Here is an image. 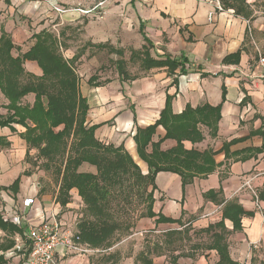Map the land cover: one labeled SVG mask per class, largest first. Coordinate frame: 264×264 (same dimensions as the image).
<instances>
[{
  "label": "crops",
  "instance_id": "1",
  "mask_svg": "<svg viewBox=\"0 0 264 264\" xmlns=\"http://www.w3.org/2000/svg\"><path fill=\"white\" fill-rule=\"evenodd\" d=\"M130 3L140 18L138 30L143 23L146 35L153 43L152 56L184 57L188 63L185 64V74L175 76L178 79L176 84H173L175 77L168 76L165 69L145 72V76L134 81H119L121 86L124 85L128 103L127 100L124 102L123 97L120 102L124 107L118 110L113 108L108 114L112 116L110 119L114 118L116 126L103 136L106 142L109 139L116 146L124 143L139 164L142 161L137 156L132 136L137 127L146 128L159 119L168 96L173 97L174 114L182 113L188 105L194 109L204 105L213 108L220 106L221 119L216 136L212 129L200 125L204 141L195 145L185 142L187 149L194 147L201 153L206 150L217 152L214 157L216 170L206 178H195L185 189L178 175L159 173L156 177L154 212L167 218L181 219L184 225L180 227L174 224L177 228L171 229L178 233L175 238L183 236L189 226L194 230L205 229L221 221L224 204L206 200L204 195L211 190L218 192L221 189L220 199L236 203L247 212H255L254 217L243 218L241 232H233L232 222L225 221L231 258L240 264L247 263L250 261L245 255L248 245H264V200L258 197L260 193L264 195V152L256 154L254 151L264 146V79L258 78L257 63L258 53L264 54V0H224L225 12H216L212 22L208 20V13L213 7L198 0H130ZM24 4V0H0V37L3 29L17 47L23 48V43L32 37L22 22ZM139 36L142 38L141 34ZM20 52L25 53L21 48ZM18 54L16 50L12 52L13 57ZM234 55H239L238 62H228L227 59ZM24 68L31 74L41 76L35 62H26ZM27 97L33 98L34 102V95ZM8 105L9 101L0 91V117L8 114ZM97 118H102L103 123L107 120L102 113ZM14 128L17 130L15 133L9 128H0V137L8 143L3 146V141H0V188L12 186L19 178L20 185L17 193L0 190V217L4 222L22 228L24 224L41 223L58 211V207L55 209L52 204L46 207L50 202L46 195L42 196V201L38 199L40 186L36 184L35 174L29 173L27 145L18 134L24 129L20 126ZM165 134V130L159 127L154 140L158 141ZM127 135L129 137L124 139ZM175 146L174 140H166L162 150ZM141 164L143 173L147 174V165L144 162ZM29 197L35 198L36 204L25 209L22 204ZM210 216L213 217L206 219ZM14 217H18L20 223ZM187 217L193 218L189 224L184 223ZM146 220H151L153 229L170 225L157 226L155 219L146 218L137 224V231L148 228ZM24 239V233L0 226V264L24 262ZM233 239L239 243L238 251L244 252L243 255L236 256L239 253L234 250ZM174 240L171 239L170 244L165 241V245H173ZM10 242H13L11 248H1ZM200 260L198 264H206Z\"/></svg>",
  "mask_w": 264,
  "mask_h": 264
},
{
  "label": "trees",
  "instance_id": "2",
  "mask_svg": "<svg viewBox=\"0 0 264 264\" xmlns=\"http://www.w3.org/2000/svg\"><path fill=\"white\" fill-rule=\"evenodd\" d=\"M139 33L144 45L140 50L132 51L130 62L139 63L142 71L146 73L154 69H165L170 77L185 74V64L188 63L186 58L177 59L170 55L153 57L151 51L154 46L145 33L143 23L140 24ZM31 40L35 41L33 46L27 52L21 53L20 47L13 43L11 37L3 29L1 31L0 91L9 101V105L8 114L0 117V128H9L13 133L17 132L14 126L24 129L18 134L26 142L27 159L30 157V152L36 150L38 159L43 160V165L47 168L56 162L60 163L56 168L60 182L57 200L62 206H66L69 193L76 189L88 206L92 217L91 221L78 225L81 243L93 249L109 246L111 238L118 231L117 224L112 223L107 210L109 192L116 185L121 183L123 185L126 180L146 185L149 203L144 218L155 219L157 226L159 224L183 226L181 219L167 218L161 213L154 212L156 177L161 172L176 174L181 178L185 189L194 182L195 178H206L216 170L214 157L217 152L206 150L201 153L194 147L187 149L185 142L195 145L204 141L200 125L212 129V133L216 136L221 119L220 106L213 108L204 105L194 109L188 105L182 113L174 114L173 97L168 96L159 119L146 128L137 127L135 135L132 136L138 158L148 167L147 174H144L140 167L142 162L139 160L141 163L138 164L134 160L124 143L116 146L97 138V130L108 122L87 126L90 105L89 100L81 94V81L73 66L77 58L67 60L60 53L57 37L47 30L33 34ZM92 46L100 50L109 49L110 54L121 57L114 61L121 83L138 78L130 75L127 63L123 59V50L115 49L107 43ZM15 50L19 52L17 57L12 55ZM229 60L238 62L239 55L230 56L227 61ZM28 61L38 65L42 71L41 76L26 71L24 65ZM177 81L175 77L173 84ZM110 82L109 80L100 82L99 77L93 75L88 85L99 88ZM29 95H34L32 105L23 103ZM132 110L134 112V108ZM134 120L136 123L135 112ZM159 127H162L166 134L155 141ZM166 140H174L176 146L162 150V144ZM0 141H3V146L8 145L1 137ZM254 151L256 154L263 153L264 146ZM84 164L95 167L97 173H80L79 169ZM33 165L36 166L35 163ZM19 185L20 178L12 186L1 187L0 190L17 193ZM221 196V189L218 192L211 190L204 195L206 200L224 205L221 221L210 224L200 232L211 237L207 250L217 253L219 260L216 264H240L230 256L226 241L229 232L225 221L232 222L233 232H241L243 218L254 217L255 212H247L236 203L225 202L220 199ZM258 197L264 200L262 193ZM0 226L18 233H25L27 229V224L20 228L4 222L1 217ZM165 234V241L170 244L171 239L174 240L178 233L171 230ZM12 246L13 242H10L8 246L1 248L6 250ZM139 258L143 260V264H153V260L148 259L145 253H140ZM179 258L180 255L177 256V260ZM251 264H264V262H258L253 257Z\"/></svg>",
  "mask_w": 264,
  "mask_h": 264
},
{
  "label": "rangeland",
  "instance_id": "3",
  "mask_svg": "<svg viewBox=\"0 0 264 264\" xmlns=\"http://www.w3.org/2000/svg\"><path fill=\"white\" fill-rule=\"evenodd\" d=\"M24 2L25 15L22 22L29 35L47 30L57 37L60 53L67 60L77 58L73 66L81 81V94L89 100L90 105L87 126L103 123L102 118H97L102 113L108 124L99 128L96 136L106 143L104 133L116 126L114 118L110 119L112 116L108 114L113 108L122 109L124 106L120 100L124 102L127 100L128 103V99L126 90L123 89L124 85L119 84V76L114 65V61L121 57L110 54L109 49L100 50L92 45L107 43L115 49L123 50V59L127 63L130 75L139 78L145 76L139 63L130 62L132 51L140 50L144 43L139 36L138 12H135L130 0H24ZM34 43V40L29 39L23 43L24 48L20 47L21 51H28ZM153 54L156 55L154 51ZM40 73L42 74V71ZM93 75H97L100 82L106 80L111 82L99 88L90 87L88 81ZM119 97L121 99H118ZM32 103L33 98H25L24 104ZM118 103L119 106H116ZM128 137L129 135L124 139ZM108 141L107 143H111L109 139ZM31 153L27 162L30 165L29 173L35 174L36 184L40 186L38 199L41 200L44 195L48 196L50 202L46 207L51 204L55 209L58 207L60 210L58 218L64 215L67 220L76 218L78 225L91 221L88 206L76 189L69 193L66 206H62L57 200L60 182L56 168L60 163L56 162L47 168L43 165V160L38 159L36 150H32ZM79 172L96 174L97 170L84 164ZM121 184L112 188L108 197V213L112 223L118 226V231L111 238L109 246L93 249L84 244L92 252L74 254L67 257L64 264H143V260L139 258L140 253H146L147 258L153 260V264H198L200 259L206 264H216L218 255L207 250L211 237L201 233L199 229L194 230L192 226L187 227L186 233L175 238L174 244L169 246L165 245V232L177 228L176 225L153 229L150 225L151 220H146L150 229L137 231V224L140 220L146 219L144 216L148 209L146 185L130 180ZM192 219L187 217L184 223L189 224ZM233 242L234 250L239 253L236 256L243 255L244 252L238 251L239 243L237 244L235 239ZM247 250L245 255L250 261L242 264H251L253 257L258 262H264V245L249 244ZM179 255L180 258L177 260Z\"/></svg>",
  "mask_w": 264,
  "mask_h": 264
},
{
  "label": "built area",
  "instance_id": "4",
  "mask_svg": "<svg viewBox=\"0 0 264 264\" xmlns=\"http://www.w3.org/2000/svg\"><path fill=\"white\" fill-rule=\"evenodd\" d=\"M213 7L208 13L212 22L216 12H225L224 0H198ZM258 78L264 79V54L258 53ZM36 199L29 197L23 201V208L30 209ZM57 212V213H56ZM53 212L47 219L37 225H27L24 233L26 256L22 264H64L70 254H87L92 252L81 243L78 222L67 220L66 215L58 218L60 210ZM20 223L18 217H14Z\"/></svg>",
  "mask_w": 264,
  "mask_h": 264
}]
</instances>
